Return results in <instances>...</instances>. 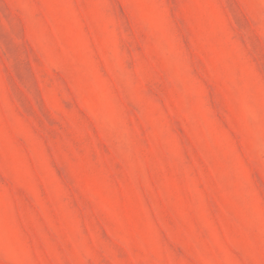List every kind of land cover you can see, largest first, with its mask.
I'll return each instance as SVG.
<instances>
[{"label":"rangeland","instance_id":"rangeland-1","mask_svg":"<svg viewBox=\"0 0 264 264\" xmlns=\"http://www.w3.org/2000/svg\"><path fill=\"white\" fill-rule=\"evenodd\" d=\"M0 264H264V0H0Z\"/></svg>","mask_w":264,"mask_h":264}]
</instances>
